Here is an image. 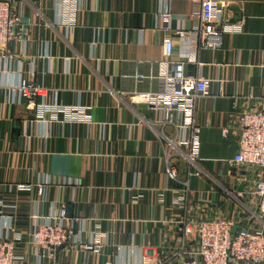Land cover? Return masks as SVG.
<instances>
[{"label": "crops", "instance_id": "obj_1", "mask_svg": "<svg viewBox=\"0 0 264 264\" xmlns=\"http://www.w3.org/2000/svg\"><path fill=\"white\" fill-rule=\"evenodd\" d=\"M10 1L21 20L0 51V236H24L16 245L27 264L140 263L145 253L176 248L187 218L262 223L248 193L256 174L233 162V125L242 111L264 109V0H225L244 28L225 33L218 49L202 48L201 65L184 61L188 38L177 34L196 28V1L77 0L75 9L67 0ZM70 10L75 20L65 24ZM163 11L170 14L166 29ZM168 36L173 62L212 78L209 94L197 100L200 173L189 177L188 161L174 151L170 157L177 179H190L183 205L165 158V137L178 132L159 122L161 112L132 99L163 88L172 68L164 61ZM23 81L42 85L45 95L23 97ZM42 103L87 107L88 118L39 116ZM62 206L69 237L50 256L29 237ZM96 238L100 252L85 248Z\"/></svg>", "mask_w": 264, "mask_h": 264}, {"label": "built area", "instance_id": "obj_2", "mask_svg": "<svg viewBox=\"0 0 264 264\" xmlns=\"http://www.w3.org/2000/svg\"><path fill=\"white\" fill-rule=\"evenodd\" d=\"M199 5L197 11L196 28L190 32L177 31L183 38H188V49L184 52L185 62L201 65L199 51L202 48L218 49L222 45L223 35L229 32H241L243 24L231 19L229 3L225 0H193ZM77 0H67L71 9L76 8ZM69 11V10H68ZM70 13V14H69ZM73 12L67 13L64 23L75 20ZM161 21L166 25L170 14L163 11ZM21 16L15 11L10 0H0V51L14 37ZM173 37L164 39V61L172 68L162 77L163 88L159 91H136L132 99L144 103L148 108L161 112L159 122L172 125L177 130L175 138L165 137L166 164L169 176L177 179V170L170 164L172 152H176L191 166L189 177L200 173L201 159V126L197 122V100L210 92L212 78L203 75H192L184 71V61L173 62ZM143 78L144 75H138ZM23 97L33 99L42 96L46 89L42 85L23 81L20 84ZM87 107L68 105H40L39 116L44 112H64L70 118L87 119ZM238 140V150L234 156V165L240 171L251 169L255 172L248 193L254 200L257 215L262 219L258 226H237L234 219L222 216L201 219L187 218L179 224V243L176 248L167 253H145L140 263L122 264H264V109H246L237 116L233 125ZM226 133V131H225ZM195 168V171L192 169ZM179 181V180H178ZM182 194L177 204L188 202L190 179L179 181ZM19 190H31L30 184H17ZM67 207L62 206L48 222L38 223L30 233L29 241L49 252L67 242L69 230L66 227ZM194 237V239L192 238ZM24 240V236L13 230L8 236H0V264H27L25 255L17 248V243ZM85 248L100 252L102 244L100 238L94 239ZM52 264H73L65 261H54ZM106 264H113L107 262Z\"/></svg>", "mask_w": 264, "mask_h": 264}, {"label": "water", "instance_id": "obj_3", "mask_svg": "<svg viewBox=\"0 0 264 264\" xmlns=\"http://www.w3.org/2000/svg\"><path fill=\"white\" fill-rule=\"evenodd\" d=\"M242 187H243V185H242ZM236 229H237V226H234V228H233V232H235Z\"/></svg>", "mask_w": 264, "mask_h": 264}]
</instances>
